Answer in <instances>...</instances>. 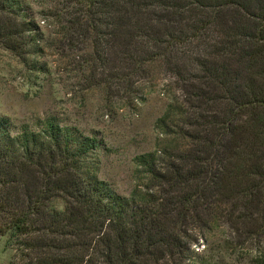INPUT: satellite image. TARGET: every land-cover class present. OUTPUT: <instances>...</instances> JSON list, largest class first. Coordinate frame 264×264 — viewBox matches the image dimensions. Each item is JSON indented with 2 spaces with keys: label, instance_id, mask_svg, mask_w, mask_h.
I'll use <instances>...</instances> for the list:
<instances>
[{
  "label": "trees",
  "instance_id": "16d2710c",
  "mask_svg": "<svg viewBox=\"0 0 264 264\" xmlns=\"http://www.w3.org/2000/svg\"><path fill=\"white\" fill-rule=\"evenodd\" d=\"M42 1L0 0L1 50L38 74L54 51L86 90L167 106L128 196L99 179L96 137L0 115L11 264H264V0Z\"/></svg>",
  "mask_w": 264,
  "mask_h": 264
},
{
  "label": "rangeland",
  "instance_id": "374dc122",
  "mask_svg": "<svg viewBox=\"0 0 264 264\" xmlns=\"http://www.w3.org/2000/svg\"><path fill=\"white\" fill-rule=\"evenodd\" d=\"M20 1L37 13L44 6L42 0ZM41 60L49 63L48 74L23 67L0 49V115L16 123L54 115L96 137L100 142L99 179L128 196L134 187L133 160L155 149V123L163 115L167 100L152 92L145 103L133 106L118 91L86 90L84 78L74 70L78 64L61 61L54 51H48ZM153 89L149 87V91ZM8 242L7 237L0 240V264H11L14 249Z\"/></svg>",
  "mask_w": 264,
  "mask_h": 264
}]
</instances>
